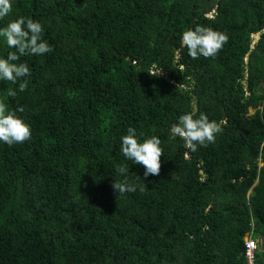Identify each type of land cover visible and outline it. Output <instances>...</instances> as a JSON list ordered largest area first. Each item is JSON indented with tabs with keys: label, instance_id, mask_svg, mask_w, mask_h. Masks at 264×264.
Returning a JSON list of instances; mask_svg holds the SVG:
<instances>
[{
	"label": "trees",
	"instance_id": "1",
	"mask_svg": "<svg viewBox=\"0 0 264 264\" xmlns=\"http://www.w3.org/2000/svg\"><path fill=\"white\" fill-rule=\"evenodd\" d=\"M11 2L0 27L38 21L53 50L20 58L24 92L0 81L31 128L0 142V264H246L251 235L264 264V0ZM198 24L228 36L214 58L181 44ZM187 112L223 122L215 143L172 136ZM129 127L161 140L158 176L122 154ZM121 165L147 190L116 193Z\"/></svg>",
	"mask_w": 264,
	"mask_h": 264
},
{
	"label": "clouds",
	"instance_id": "2",
	"mask_svg": "<svg viewBox=\"0 0 264 264\" xmlns=\"http://www.w3.org/2000/svg\"><path fill=\"white\" fill-rule=\"evenodd\" d=\"M12 7L11 0H0V19L9 16ZM43 33L41 23L24 16L12 19L6 26L0 27V37L4 38L9 49H14L7 53L6 58L0 57V81L18 84L20 92L27 89L29 83L27 77L31 75V70L26 63L20 62V58L25 55H44L53 50L43 39ZM227 42L226 33L199 24L184 30L181 35V44L192 59H199L201 56L214 58ZM7 95L15 97L17 91L9 89ZM23 111L22 106L10 109L6 103L0 101V142L12 146L31 139L30 126L18 115ZM222 123L209 120L204 113L197 116L195 112H187L178 117V122L171 126L170 132L173 137H179L184 141L185 148L196 152L198 146L206 147L210 143H215L217 134L222 131ZM160 145L161 140L156 135L141 141L136 129L129 127L126 134L121 136L120 150L126 159L144 167V177L147 178L149 175L158 176L160 173V158L163 155ZM116 171L124 176L122 181L114 180L112 184L116 193L122 195L135 192L137 189L141 192L147 190V186L138 176L140 183L128 182L129 165L118 166Z\"/></svg>",
	"mask_w": 264,
	"mask_h": 264
},
{
	"label": "built area",
	"instance_id": "3",
	"mask_svg": "<svg viewBox=\"0 0 264 264\" xmlns=\"http://www.w3.org/2000/svg\"><path fill=\"white\" fill-rule=\"evenodd\" d=\"M259 247L258 241L249 236L244 242V258L246 264H256V251Z\"/></svg>",
	"mask_w": 264,
	"mask_h": 264
},
{
	"label": "rangeland",
	"instance_id": "4",
	"mask_svg": "<svg viewBox=\"0 0 264 264\" xmlns=\"http://www.w3.org/2000/svg\"><path fill=\"white\" fill-rule=\"evenodd\" d=\"M249 113H250V114H253V110H250ZM250 234H251V233H250ZM248 236H249V234H248ZM248 236H246V238H247ZM251 236H252V235H251Z\"/></svg>",
	"mask_w": 264,
	"mask_h": 264
},
{
	"label": "water",
	"instance_id": "5",
	"mask_svg": "<svg viewBox=\"0 0 264 264\" xmlns=\"http://www.w3.org/2000/svg\"><path fill=\"white\" fill-rule=\"evenodd\" d=\"M256 38L258 39V34L256 35ZM250 110H252V109L250 108Z\"/></svg>",
	"mask_w": 264,
	"mask_h": 264
}]
</instances>
